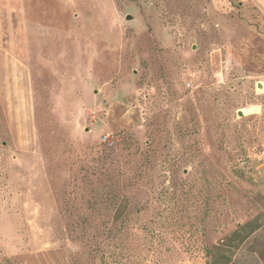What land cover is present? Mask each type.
<instances>
[{
	"label": "rangeland",
	"instance_id": "rangeland-1",
	"mask_svg": "<svg viewBox=\"0 0 264 264\" xmlns=\"http://www.w3.org/2000/svg\"><path fill=\"white\" fill-rule=\"evenodd\" d=\"M111 145L136 206L210 197L193 247L125 264H264V0H0V264H103L59 201Z\"/></svg>",
	"mask_w": 264,
	"mask_h": 264
},
{
	"label": "trees",
	"instance_id": "trees-1",
	"mask_svg": "<svg viewBox=\"0 0 264 264\" xmlns=\"http://www.w3.org/2000/svg\"><path fill=\"white\" fill-rule=\"evenodd\" d=\"M121 140L126 147L129 139ZM119 157L114 146L104 147L83 161L61 191L60 214L68 234L89 237L90 250L101 252L103 264L130 263L137 249L158 254L173 241L187 250L193 247L198 236L206 234L210 197L197 203L201 187L173 174L153 194L155 205L145 201L136 206ZM245 227L240 225L232 236L243 239Z\"/></svg>",
	"mask_w": 264,
	"mask_h": 264
},
{
	"label": "built area",
	"instance_id": "built-area-1",
	"mask_svg": "<svg viewBox=\"0 0 264 264\" xmlns=\"http://www.w3.org/2000/svg\"><path fill=\"white\" fill-rule=\"evenodd\" d=\"M104 140H106L110 144L112 143V141L110 139H104Z\"/></svg>",
	"mask_w": 264,
	"mask_h": 264
},
{
	"label": "water",
	"instance_id": "water-1",
	"mask_svg": "<svg viewBox=\"0 0 264 264\" xmlns=\"http://www.w3.org/2000/svg\"><path fill=\"white\" fill-rule=\"evenodd\" d=\"M128 18H129V16H128Z\"/></svg>",
	"mask_w": 264,
	"mask_h": 264
}]
</instances>
